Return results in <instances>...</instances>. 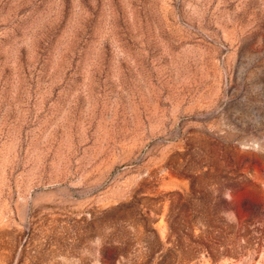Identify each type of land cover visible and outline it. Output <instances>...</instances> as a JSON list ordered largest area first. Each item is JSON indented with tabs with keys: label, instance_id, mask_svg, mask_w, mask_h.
I'll list each match as a JSON object with an SVG mask.
<instances>
[{
	"label": "rangeland",
	"instance_id": "obj_1",
	"mask_svg": "<svg viewBox=\"0 0 264 264\" xmlns=\"http://www.w3.org/2000/svg\"><path fill=\"white\" fill-rule=\"evenodd\" d=\"M0 264H264V0H0Z\"/></svg>",
	"mask_w": 264,
	"mask_h": 264
}]
</instances>
